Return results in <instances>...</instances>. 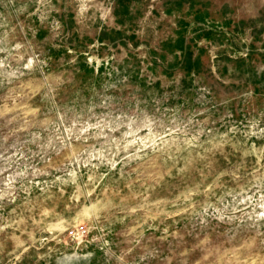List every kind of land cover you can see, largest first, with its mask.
<instances>
[{
    "label": "rangeland",
    "instance_id": "obj_1",
    "mask_svg": "<svg viewBox=\"0 0 264 264\" xmlns=\"http://www.w3.org/2000/svg\"><path fill=\"white\" fill-rule=\"evenodd\" d=\"M0 264H264V0H0Z\"/></svg>",
    "mask_w": 264,
    "mask_h": 264
}]
</instances>
